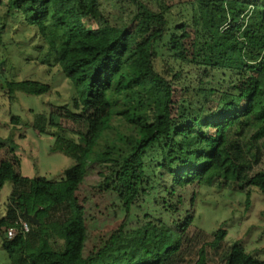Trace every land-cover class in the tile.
Listing matches in <instances>:
<instances>
[{
  "label": "trees",
  "instance_id": "trees-1",
  "mask_svg": "<svg viewBox=\"0 0 264 264\" xmlns=\"http://www.w3.org/2000/svg\"><path fill=\"white\" fill-rule=\"evenodd\" d=\"M179 5L190 17L175 22ZM2 8L49 44L44 59L75 93L72 105L33 122L40 135L57 131L53 149L76 162L61 181L22 177L0 142L8 264H172L201 189L241 179L235 137L253 130L255 141L264 138V0H0ZM156 58L166 59L160 72ZM51 89L27 79L5 80L1 91ZM102 141L110 156L93 158ZM247 185L264 193V174ZM226 235L216 232L210 246ZM196 264H206L204 248ZM225 264L264 262L237 244Z\"/></svg>",
  "mask_w": 264,
  "mask_h": 264
},
{
  "label": "rangeland",
  "instance_id": "rangeland-1",
  "mask_svg": "<svg viewBox=\"0 0 264 264\" xmlns=\"http://www.w3.org/2000/svg\"><path fill=\"white\" fill-rule=\"evenodd\" d=\"M184 9L183 5H179L173 11L175 22L190 17L189 11ZM48 50L49 44L46 41L42 43L37 31L29 28L20 15H8L5 8L0 9V142L7 144L13 151L12 156L19 160L22 177L59 182L76 162L65 153L53 149L54 138L59 136L57 131L53 130L51 135H40L33 129V122L37 115H49L52 106L72 105L75 93L67 79L44 59ZM165 60H154L158 72ZM196 78L198 80V77H192L193 83H196ZM27 79L50 85L51 92L35 97L19 92L9 96L1 91L5 80ZM175 87L178 88V85ZM213 101L214 98H211L209 103L213 105ZM10 117L20 118L19 128L11 129ZM64 125L71 126L70 123ZM74 129L78 130L79 127L74 126ZM254 135L255 131L250 130L241 138L234 139L242 145L245 160L239 183L229 182L225 189H201L194 206V224L183 237L172 264H196L202 248L205 250L206 264H225L232 246L237 244L249 255L264 262V193L247 185L257 174H264V138L255 141ZM73 138L78 142L77 137ZM109 152L110 149L102 141L94 149L92 157L110 156ZM4 157L3 150H0V162ZM256 157L259 158L256 160ZM9 193L7 186L0 192L2 212ZM248 193H251L249 206ZM18 223L27 224L21 218ZM222 229L227 233L225 240L219 246L211 247L213 235ZM16 232L14 229L10 233ZM0 264H8L1 240Z\"/></svg>",
  "mask_w": 264,
  "mask_h": 264
},
{
  "label": "built area",
  "instance_id": "built-area-1",
  "mask_svg": "<svg viewBox=\"0 0 264 264\" xmlns=\"http://www.w3.org/2000/svg\"><path fill=\"white\" fill-rule=\"evenodd\" d=\"M22 230L24 231V234L29 233V227H28V225L27 224L22 225ZM11 231L14 232V228L9 229V231H8L9 237L12 239L16 235L17 232L11 234L10 233Z\"/></svg>",
  "mask_w": 264,
  "mask_h": 264
},
{
  "label": "water",
  "instance_id": "water-1",
  "mask_svg": "<svg viewBox=\"0 0 264 264\" xmlns=\"http://www.w3.org/2000/svg\"><path fill=\"white\" fill-rule=\"evenodd\" d=\"M28 220H29L30 223H32V224H36L37 226H39V222L37 221V217H36V215L29 216V217H28Z\"/></svg>",
  "mask_w": 264,
  "mask_h": 264
}]
</instances>
